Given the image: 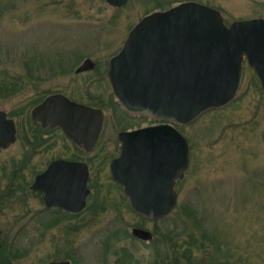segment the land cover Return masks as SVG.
Wrapping results in <instances>:
<instances>
[{
    "label": "rangeland",
    "instance_id": "374dc122",
    "mask_svg": "<svg viewBox=\"0 0 264 264\" xmlns=\"http://www.w3.org/2000/svg\"><path fill=\"white\" fill-rule=\"evenodd\" d=\"M182 1L128 0L117 7L106 0H0V109L13 113L48 92H70L90 78L74 72L85 58L107 63L145 13ZM195 1L218 9L228 25L264 17V0ZM177 127L189 142V165L176 183L175 208L146 223L160 241L151 247L129 234L137 218L109 181L107 162L99 176L109 199L97 217L69 230L67 220L46 225L50 216L29 188L8 193L12 167L3 165L22 159L23 151L19 141L0 150V202H6L0 205V262L4 256L9 264H47L67 254L72 264H158L164 234L184 247L191 232L193 261L264 264V94L248 62L228 104ZM109 134L106 127L104 137ZM63 148L57 143L43 156ZM105 155L107 161L108 150ZM36 168L24 170L26 185Z\"/></svg>",
    "mask_w": 264,
    "mask_h": 264
},
{
    "label": "water",
    "instance_id": "95a60500",
    "mask_svg": "<svg viewBox=\"0 0 264 264\" xmlns=\"http://www.w3.org/2000/svg\"><path fill=\"white\" fill-rule=\"evenodd\" d=\"M127 1L106 0L117 7ZM245 57L264 93V17L228 25L218 9L187 0L143 16L130 29L121 49L109 60L112 91L127 110L164 118V125L122 134L121 155L110 163L112 179L122 185L136 213L158 219L176 206L175 185L189 165L190 147L173 123L188 124L204 111L228 104L240 85ZM93 67L94 61L85 58L76 71ZM31 117L45 126L60 125L87 150L102 120L100 110L61 93L45 97L32 109ZM15 133L14 121L0 110V148L13 143ZM86 135H90L88 142L83 141ZM68 168L74 170L71 178L65 173ZM86 182L83 164L58 160L36 177L32 187L46 184V205L77 210L89 191ZM132 234L153 238L150 231L140 228H133ZM47 264L71 262L62 259Z\"/></svg>",
    "mask_w": 264,
    "mask_h": 264
},
{
    "label": "flooded vegetation",
    "instance_id": "af4514ba",
    "mask_svg": "<svg viewBox=\"0 0 264 264\" xmlns=\"http://www.w3.org/2000/svg\"><path fill=\"white\" fill-rule=\"evenodd\" d=\"M148 13L149 12L145 13V15H147ZM124 41L125 40L121 42V45L112 54V56L115 55L121 49ZM112 56L109 57V60ZM109 60L107 63H99V65L94 62V67L92 69L80 72L76 71V69L80 66L78 65L75 68L74 72L76 74H88L90 78L84 79L82 84L78 85L75 89L71 90L70 92H66L65 90H56L48 92L46 94L40 95L36 99H33L35 101H33V103L31 104L27 102L24 106H22V108H18L13 113L0 109L1 111L5 112L6 117L8 119H12L14 121L16 127V139L13 143L19 141L23 151L22 159L11 160L10 164L3 165V167H12L9 170L11 172L10 182L12 184V188L9 187L8 193L14 191L15 188H29V190L38 197L40 204L42 205L40 212L50 216L47 219L49 220L46 223L47 226H55L59 224L62 220H67V229L75 230L80 225L85 224V221L88 219V215L97 217V214L100 212V210L104 207L106 201L109 199L108 195L100 188L101 176H99V173L105 167V164L107 162L109 181H111V183L117 187V194L121 196V198L125 201L127 210L130 211V213L137 218V221L134 222V224L130 225L129 234L132 236L133 239L141 243L147 244L151 247V245L153 244V240L156 238V232L150 229L146 225V223H156L157 221L163 219L165 216L158 219H148L136 213L131 208L128 198L123 191L122 185L112 179L110 173V163L113 159L121 155L123 144L121 138L122 134L133 132L135 130L148 126L164 125V118L153 117L146 113L129 111L121 104L119 99L113 93L110 81L108 79L107 72L109 69ZM245 61H247L246 57L243 60V65ZM55 93H61L72 101L86 104L92 108L101 111V126L99 128L98 134L94 139L93 144L88 150L78 146L70 137L66 135L60 125L45 126L43 125L41 120H37L36 122L33 121L31 117L32 109L36 105H38L45 97ZM109 124H111V126L108 129ZM106 127L110 134L105 138L104 136L106 133ZM175 127L180 131L177 126ZM89 139L90 135L83 136L84 142H88ZM13 143H11L9 146H11ZM57 143H59L61 146H64L63 150L61 152H56L48 157H44V153H47L48 151L53 149L57 145ZM8 147L0 148V150L7 149ZM105 150H108L109 155L107 156V161L105 159ZM58 160L76 162L85 166L87 172L86 187L89 191L86 193L84 205L82 208H79L77 210H66L55 205L48 206L44 203L46 184L41 183L39 185V189H34L32 187L36 177L45 173L48 167ZM30 166L37 168L33 171L31 182L26 185L24 183L25 179L23 173L24 170ZM73 172L74 170L72 168L65 169L67 178H71ZM76 172L80 173L81 169L79 168ZM178 180L176 181V183L178 182ZM175 190L177 193L176 185ZM5 204L6 202L4 201L0 202L1 206H5ZM71 204L75 205L77 204V202H72ZM72 219H77L79 220V222H73ZM133 228L148 230L152 233L153 238L150 240H144L139 237H136L132 234ZM161 242L164 246V236ZM157 243L160 244L159 239ZM64 259L69 260L72 264L70 256ZM3 263L9 264V262L1 260L0 264Z\"/></svg>",
    "mask_w": 264,
    "mask_h": 264
},
{
    "label": "trees",
    "instance_id": "16d2710c",
    "mask_svg": "<svg viewBox=\"0 0 264 264\" xmlns=\"http://www.w3.org/2000/svg\"><path fill=\"white\" fill-rule=\"evenodd\" d=\"M188 236H189V240L187 241L185 246L182 247V243L178 244L176 239H173L172 236L170 237L168 234H164V255H161L158 252L157 255L159 261L158 264L162 263V261H164V264H201L196 261H193L192 253H193V247L196 245V239L194 238L191 232H189ZM157 242L158 239L156 237L153 240V244H157ZM197 246H199L200 248L202 244L200 245L197 244ZM64 258H68V255L66 254ZM2 261L10 262L9 258L4 256ZM120 261L123 264V260ZM203 264H222V263L208 262Z\"/></svg>",
    "mask_w": 264,
    "mask_h": 264
}]
</instances>
